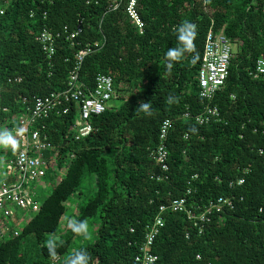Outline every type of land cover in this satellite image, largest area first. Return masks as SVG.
<instances>
[{
  "label": "trees",
  "instance_id": "1",
  "mask_svg": "<svg viewBox=\"0 0 264 264\" xmlns=\"http://www.w3.org/2000/svg\"><path fill=\"white\" fill-rule=\"evenodd\" d=\"M4 1L0 131L12 132L16 115L25 111L24 97L66 88L74 65L69 42L65 36L57 40L49 66L35 36L44 27L72 31L79 16L86 19L78 37L82 45L104 40L102 49L82 62L80 78L92 87L97 74L111 76L119 105L92 117L95 130L80 141L71 132L74 112L46 121L54 146L50 158L56 159L47 174L49 195L18 236L0 238V264H66L81 250L88 253L89 264H136L159 206L186 196L189 188V206L233 197L235 207L213 214L201 234L184 213L166 212L152 245L157 256L152 264H264V79L250 73L264 56V0H141L142 32L123 6L107 11L111 0L97 5ZM210 18L234 52L225 86L213 100L220 118L199 126L179 116L186 108L191 113L202 109L198 70ZM185 20L197 25L196 52L185 53L169 69L165 53L178 46L176 29ZM16 77L20 83L8 82ZM141 102H150L151 115L139 109ZM168 118L177 119L167 142L169 179L157 182L150 176L160 170L149 153ZM0 155L5 159L13 152L0 148ZM241 178L244 183L237 185ZM70 219L90 221V238L74 234L68 222L62 227ZM48 242L55 244V256Z\"/></svg>",
  "mask_w": 264,
  "mask_h": 264
},
{
  "label": "built area",
  "instance_id": "2",
  "mask_svg": "<svg viewBox=\"0 0 264 264\" xmlns=\"http://www.w3.org/2000/svg\"><path fill=\"white\" fill-rule=\"evenodd\" d=\"M8 1H4L5 5ZM41 1L53 4L56 0ZM85 1L87 5H97L100 0ZM140 1L111 0L107 11H115L123 6L127 19L139 32H142L144 20L140 11ZM3 13L4 8H0V15ZM32 16L33 14H30V17ZM102 21L103 17L98 24L100 32H102ZM85 23L86 19L79 16L72 31L64 27L63 30L50 32L44 27L35 36L49 66H53L52 59L56 53L57 40L65 36V40L69 42V48L74 52V65L68 73L65 89L46 96H34L31 100L24 97L21 101L25 111L16 115L15 126L12 128V134L18 142V147L12 151V157H7L1 162L4 174L0 177V238L3 240L19 235L22 227L20 228L19 224L12 226L14 222L17 224L21 218L18 215L19 212L35 213L40 208V202L32 192L33 183L46 177L50 162L56 161L54 157L50 158L54 146L49 141L46 121L53 116L60 117L74 112L75 118L71 124V132L75 141L83 140L95 130L90 119L108 110V103L117 95L114 81L109 75L97 74L92 87L85 85L80 78V69L84 59L101 50L104 45V40L82 45L78 37L82 34ZM233 52L232 43L228 37L222 30H215L214 20L210 18L198 70V96L202 109L197 113H191L192 111L186 108L179 119H193L199 126L219 120L220 113L218 107L213 104V100L216 93L225 86ZM250 73L254 78L264 79V56L256 61L255 69ZM8 82L20 83L21 78H10ZM3 111L6 112L7 109L4 108ZM176 120L168 118L161 123L158 144L149 153L151 160L160 170V173H152L150 176V179L157 182H165L169 179L167 142L169 132L173 129ZM185 139H188V135H185ZM243 183V178L237 181V185ZM42 188L46 189L47 186ZM191 192L189 188L186 196L159 206L157 217L151 225L147 226L148 231L140 248V254L135 258L136 264H152L157 260V256L151 253V249L156 235L164 225L166 212L184 213L201 234L213 214H222L235 207L233 197H219L209 200L203 206L197 204L189 206L187 195Z\"/></svg>",
  "mask_w": 264,
  "mask_h": 264
},
{
  "label": "clouds",
  "instance_id": "3",
  "mask_svg": "<svg viewBox=\"0 0 264 264\" xmlns=\"http://www.w3.org/2000/svg\"><path fill=\"white\" fill-rule=\"evenodd\" d=\"M178 46L170 48L166 53L165 57L169 63L167 67L171 69L174 66L173 62H180L185 53L196 52V40L198 37L197 25L189 20L183 21L176 29ZM196 57L194 56L193 59ZM172 100L170 98L169 103ZM139 109L144 111L147 115H151V104L150 102H141ZM18 147V142L13 136L11 131L4 130L0 131V148H11L15 151ZM68 227L71 231L80 236H84L86 239L90 238V227L87 220H76L70 219L68 221ZM48 251L52 256L56 255V246L53 242H48ZM90 257L86 251H78L66 260V264H89Z\"/></svg>",
  "mask_w": 264,
  "mask_h": 264
},
{
  "label": "rangeland",
  "instance_id": "4",
  "mask_svg": "<svg viewBox=\"0 0 264 264\" xmlns=\"http://www.w3.org/2000/svg\"><path fill=\"white\" fill-rule=\"evenodd\" d=\"M119 101H116V100H112L108 103V106L109 108H113V107H116L119 105L118 103ZM9 149V148H7ZM3 156L0 155V177L4 174V170L3 168H1V162L3 161ZM52 182V180L49 178V175H47L46 177H43L41 178L39 181H35L33 183V186H34V189L32 190V192L35 194V197L36 199L39 201V202H42L48 195H49V190L51 188V186H49V184ZM45 183V184H44ZM44 186H47V188H42ZM48 189V190H47ZM71 209H75V206L72 205L70 206ZM30 214L29 212H19L18 215L21 217L19 219V221L17 222V224H12L13 225H18L20 226V228L26 223V221L28 220V218L30 217ZM25 220V221H24ZM66 220V219H65ZM63 220V224H62V227H66V224L68 221H65ZM89 224V227H90V221L88 222ZM73 247H75V245H73Z\"/></svg>",
  "mask_w": 264,
  "mask_h": 264
}]
</instances>
